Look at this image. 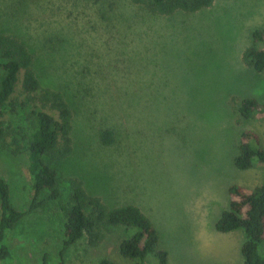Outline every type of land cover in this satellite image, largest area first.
<instances>
[{
    "label": "rangeland",
    "instance_id": "rangeland-1",
    "mask_svg": "<svg viewBox=\"0 0 264 264\" xmlns=\"http://www.w3.org/2000/svg\"><path fill=\"white\" fill-rule=\"evenodd\" d=\"M24 20L34 43L72 38L54 41L69 56L63 63L57 54L52 64L39 61L67 85L74 104L72 152L58 173L62 200L69 179L78 178L110 207L137 205L167 264H242L244 231L221 233L215 222L230 186L264 184V163L234 165L241 134H256L264 148V113L238 111L247 97L264 108V70L241 57L252 32L264 27V0H215L171 15L130 0H33ZM105 128L114 131L110 146L99 142ZM0 176L13 205L26 211L32 189L25 154L0 147ZM63 222L54 203L24 215L9 238L13 264H96L102 257L133 264L118 252L123 226L105 231L98 244L84 236L64 250Z\"/></svg>",
    "mask_w": 264,
    "mask_h": 264
},
{
    "label": "trees",
    "instance_id": "trees-1",
    "mask_svg": "<svg viewBox=\"0 0 264 264\" xmlns=\"http://www.w3.org/2000/svg\"><path fill=\"white\" fill-rule=\"evenodd\" d=\"M32 1H0V147L12 155L25 154L32 189L28 209L18 210L12 203L8 183L0 176V264H13L9 238L17 223L48 203L56 204L64 217V250L84 236L90 245L98 244L105 231L123 226L127 235L118 245L123 259L133 264H167V252L158 247L156 229L137 205L110 207L99 196L88 193L78 178L69 179L67 202L62 200L58 173L62 161L72 152L74 104L67 85L59 83L56 73H47L40 62L45 59L52 64L57 54L63 63L62 59L69 56L58 52L54 41L68 42L72 38L44 35V44L34 43L37 35L31 33L24 20ZM130 1L152 14L171 15L197 12L210 7L215 0ZM46 42L54 45L47 46ZM241 57L256 72L264 70V27L252 32V43ZM238 111L250 118L264 113V108L255 97H247L241 100ZM98 138L103 146L115 142L114 131L109 128L100 131ZM257 163H264V148L256 134L245 132L241 134L234 165L245 170ZM228 191V206L215 222V228L221 233L242 229V264H264V184L251 189L232 185ZM96 264L113 262L102 257Z\"/></svg>",
    "mask_w": 264,
    "mask_h": 264
}]
</instances>
